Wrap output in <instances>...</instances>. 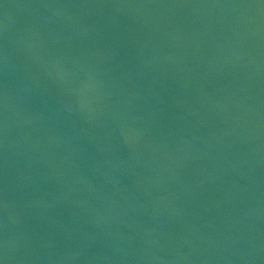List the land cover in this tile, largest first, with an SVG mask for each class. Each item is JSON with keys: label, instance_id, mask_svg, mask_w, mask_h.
<instances>
[{"label": "water", "instance_id": "water-1", "mask_svg": "<svg viewBox=\"0 0 264 264\" xmlns=\"http://www.w3.org/2000/svg\"><path fill=\"white\" fill-rule=\"evenodd\" d=\"M2 264H264V0H0Z\"/></svg>", "mask_w": 264, "mask_h": 264}, {"label": "clouds", "instance_id": "clouds-1", "mask_svg": "<svg viewBox=\"0 0 264 264\" xmlns=\"http://www.w3.org/2000/svg\"><path fill=\"white\" fill-rule=\"evenodd\" d=\"M0 264H2V261H0Z\"/></svg>", "mask_w": 264, "mask_h": 264}]
</instances>
